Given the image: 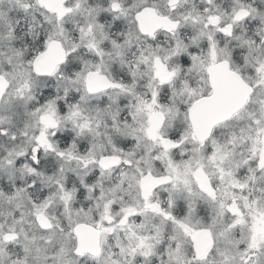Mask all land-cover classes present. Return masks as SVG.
<instances>
[{
    "label": "snow or ice",
    "instance_id": "obj_1",
    "mask_svg": "<svg viewBox=\"0 0 264 264\" xmlns=\"http://www.w3.org/2000/svg\"><path fill=\"white\" fill-rule=\"evenodd\" d=\"M12 2L25 12L30 8L25 0ZM208 2L213 8L204 9L207 16L193 9L184 17L199 25L189 32L178 20L143 2L133 5V27L122 31L120 17H127L128 9L120 0H111L115 16L101 15L104 10L99 6L84 7L83 0H77L75 9L65 7L64 0H38L55 14L58 31L46 39L42 36L27 54L13 43L17 28L0 10V138L8 135L3 126H12L21 110L22 135L28 136L30 126L39 127L27 163L23 150L6 149L0 167L22 166L21 171L57 186L67 225L54 223L56 217L48 214L56 193L41 192L39 201L28 197V204L42 230L58 229L63 234L67 229L75 255L99 259L107 251L104 264H140L141 260L144 264L157 260L159 264H264V96L257 94L264 88V11L250 0H229L223 8L216 0ZM168 3L174 10L178 0ZM229 6L230 13L225 11ZM74 10L91 19L87 29L78 30L83 46L96 57L105 55L108 44L102 48V41L89 38L94 28L110 41L122 63L125 50L141 36L154 41L161 38L157 33L172 35L174 44L163 54L159 48L150 54L141 48L135 64L129 65L130 69L150 65L145 91L127 83L129 74H120L124 83L115 82L103 73L101 64L82 73L81 65L72 63L70 52L81 49V44L74 42L72 49H66L56 37L64 35L61 21ZM112 20L122 39H110L105 31V22ZM177 32H186L187 42ZM239 65L248 69L247 78ZM193 73L199 76L196 86L181 78ZM130 75L135 78L137 72L131 70ZM37 79L44 84L63 83L55 90L46 88L37 100ZM81 82L84 94L66 105L67 99H77ZM110 89H117L119 96L88 107L90 97ZM250 105L258 107L250 109ZM66 122L72 123L76 137H91V145L71 134L61 136L58 129ZM224 128L228 131L221 134L218 130ZM50 136L60 140L59 147ZM11 138L15 140V134ZM45 151L85 170L75 187L72 177H67L66 188L63 176L39 171L45 167L56 171L55 161L42 159ZM59 172L64 173L63 165ZM113 172L118 176L106 187L104 182ZM38 188L33 182L27 192ZM0 189V199L10 204L19 200L16 208L23 206L24 188L13 191L0 183ZM77 195L82 201H94L97 214L88 203L74 211L71 202ZM16 217L15 223H23L22 212ZM2 239L11 242L18 235L8 231ZM57 255L63 258L65 249ZM14 264L24 261L17 259Z\"/></svg>",
    "mask_w": 264,
    "mask_h": 264
},
{
    "label": "clouds",
    "instance_id": "obj_2",
    "mask_svg": "<svg viewBox=\"0 0 264 264\" xmlns=\"http://www.w3.org/2000/svg\"><path fill=\"white\" fill-rule=\"evenodd\" d=\"M25 2L30 5V8L26 12L16 7L12 0H0V10L7 14V17L11 19L17 28L18 35L16 41L13 43L16 46L22 47L25 50V54H27L28 51H31L32 46L36 45L42 36L46 39L49 34L58 31L56 27L58 22L55 14L50 12L48 9L43 8L38 3V0H25ZM76 2L77 0H64V6L75 9ZM141 2L155 7L163 15H168L172 19L178 20L180 22V27L182 29H188L189 32L194 31V29L198 28L199 25H194L191 20L186 21L184 17L189 12H192L193 9L199 11L202 15L207 16L208 13L204 12V9L207 8L212 10L213 8V5L209 4L208 0H178L177 7L174 10L170 8L168 0H120V3L128 9V16L120 17V20L123 22L122 31H127L133 27L135 23L134 14L136 11V8H134L133 5H138ZM250 2L259 7L261 11H264V0H250ZM216 3L223 8L226 3H229V0H216ZM110 4L111 0H83L84 7L91 6L96 8L99 6L104 10L101 12V15L106 13L109 16H115L116 14L110 11ZM225 11L230 13V6L229 8H226ZM90 22L91 19L87 16V14L79 10H74L73 13L66 15L61 21V23L65 26V32L63 36H58L56 38L62 40L66 49H72L74 42L81 44V49L76 50L74 54L70 52V55H72V63L80 64V70L82 73H85L88 68H94L95 65L101 64L103 73L110 80L115 82L124 83L125 81H123L120 74H129L127 83L132 84L134 82L136 84V91H145L144 85L147 83L151 74L150 65H141L138 69H130L129 65L135 64L141 48L149 54L153 50L159 48L163 54L164 49L170 48L174 44L172 35L167 32L157 33V36L161 38L154 41L150 38L141 36L138 42L134 43L132 47L125 50V62L122 63L121 58L114 55L110 41L103 39L98 29L94 28L93 35L89 38H93L94 36L97 41H102L100 45L102 48L104 44H108V48L104 49L105 55L103 57H96L93 52L83 46V42L80 41L81 34L78 29L80 26L87 29ZM115 23V20L105 22V31L108 33L110 39L119 40L122 38L120 36V32L114 30ZM177 37L182 38L187 42L188 36L186 32H177ZM29 41L31 44L28 43ZM229 44H231V42H229ZM221 46H223V44ZM109 53H112V55H109ZM84 61H86L87 64H85ZM238 67L245 75V78H247L249 75L248 69L243 65H239ZM131 70H135L137 72V76L135 78L130 75ZM65 74L67 75V72ZM181 78L188 79L194 86H196L199 81V76L194 73L187 75L182 74ZM62 83L63 82L54 81L52 84H44L37 79L34 86V93L37 100H39L41 93L44 92L46 88H52L55 90V88ZM79 87L80 91L76 93L77 99H67L65 101L66 105L78 102L79 96L84 94L82 82ZM257 94L264 96V88L257 89ZM108 96H119V91L117 89H110L105 94L90 97L88 100V107L94 108L96 106H100L103 101L107 100ZM128 99L131 98L128 97ZM249 107L250 109H255L258 106L250 105ZM65 112H67V107ZM24 120L25 117L23 110H21L20 114L15 118V122L12 126H3L8 128V135L0 138V161H2L6 155V149H16L17 151L23 150L25 152V163H27V160L30 159L28 153L34 146V140L32 138L35 135H38L39 127L30 126L27 130L29 133L28 136H24L21 134ZM233 123L238 125L241 122L233 121ZM58 131L61 136L71 134L72 137L79 142H84L89 145L93 142L92 138L88 136L76 137V133L71 122L64 123ZM168 131H171V129ZM218 131L223 134L226 133L228 129L224 128ZM12 134H15V140H12ZM49 138L57 145V147H59L60 140L58 138L52 136ZM79 147L80 143H77V149H79ZM49 158L55 161L56 171L49 172L46 167L41 168L39 171L44 172L45 175L63 176L64 179H62V182L65 184L66 188L69 187L67 177H72L71 187H75L76 182L80 179V176L83 175L85 170L80 169L74 162H68L66 159L61 160L54 153L45 151L42 159L46 161ZM61 165L64 167V173L59 172ZM21 167L22 166L0 167V183L12 186L13 191H15L17 187L25 189V192L22 193L25 200L21 208H16L15 206L16 203L20 202L19 200L10 204L7 200L0 199V249L4 252V255L0 256V264H14L17 259L24 261V264H104V260L107 257V251L105 252V256L99 259L90 256L79 257L75 255L74 246L69 240L67 229L65 233L62 234L58 229L45 231L39 227V224L31 215L28 197H32V199L39 201L41 192L45 193L46 196L56 193V198L47 210L48 214L56 217V221H54V223L62 222L64 225H67L68 222L64 213V205L63 202L59 200V189L54 183L45 182L39 176H32L27 172L21 171ZM87 171L91 174V170ZM117 176L118 173L113 172L111 179L105 180V186H110L116 180ZM33 182L36 185H39V188L35 193H29L27 192V188L32 186ZM163 190L164 189L162 188L161 191ZM85 203H88L89 208L92 209L93 215H96L97 209L94 206L95 202H89L87 199L82 201L78 195L71 202V207L75 211L83 208ZM118 208L119 205H117V210ZM17 212L23 213V223H15ZM8 231H15L18 235V239L11 242L3 241V234ZM120 236L121 239H124L123 234H120ZM114 241L115 234L113 235V243ZM60 248L65 249V255L63 258L57 255ZM25 249H27V251H25ZM112 250L114 251L115 249ZM140 264H144L143 260L140 261ZM157 264H159V260H157Z\"/></svg>",
    "mask_w": 264,
    "mask_h": 264
}]
</instances>
